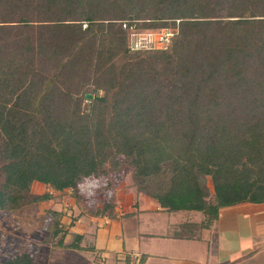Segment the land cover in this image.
Instances as JSON below:
<instances>
[{
    "label": "trees",
    "instance_id": "16d2710c",
    "mask_svg": "<svg viewBox=\"0 0 264 264\" xmlns=\"http://www.w3.org/2000/svg\"><path fill=\"white\" fill-rule=\"evenodd\" d=\"M177 18L167 48H130L132 25ZM125 162L161 208L203 214L177 237H198L223 206L264 201V0H0V210L71 190L116 217Z\"/></svg>",
    "mask_w": 264,
    "mask_h": 264
},
{
    "label": "rangeland",
    "instance_id": "374dc122",
    "mask_svg": "<svg viewBox=\"0 0 264 264\" xmlns=\"http://www.w3.org/2000/svg\"><path fill=\"white\" fill-rule=\"evenodd\" d=\"M87 105L88 103H86L88 108ZM95 182H97L96 185L83 186V191L87 197L90 196V199L99 184L98 180ZM104 182L106 181L104 180ZM210 184L212 185L211 181ZM112 188L117 209L124 208L125 210L126 208L129 210L131 206L147 204L142 201V197L147 194L138 188L133 166L127 162L123 164V178L113 182ZM46 189L47 186L41 181L33 183V193H43ZM97 197L96 206L103 205L104 192H99ZM155 201L150 197L148 205L156 203ZM87 202L86 199H77L71 190H67L62 193L57 192L50 200L28 202L15 210H0V262L9 257L27 253L32 259V263L28 264H124L120 262L123 255L109 258L102 249L94 247L95 241L98 240L96 226L101 215H93V210L88 207ZM50 209L51 212L48 211ZM58 211H63L61 221L63 226L68 229L63 243H60L59 240L61 233L55 236L52 232V223L57 218ZM195 214L196 211L192 210H176L171 214L161 211L160 219L154 226L147 225L143 216L125 214L122 220L127 252L133 255L138 250H150L155 245L159 248L158 250H166L167 244L173 240L151 238L146 233L154 230L153 228L168 230L175 222L176 226L171 230L173 232L187 219L186 216ZM170 215L172 219H169ZM77 233L83 234L79 241L80 246L69 245ZM155 261L156 264H164L162 258L158 256H153V260H149L147 264H154Z\"/></svg>",
    "mask_w": 264,
    "mask_h": 264
},
{
    "label": "crops",
    "instance_id": "0c3cea01",
    "mask_svg": "<svg viewBox=\"0 0 264 264\" xmlns=\"http://www.w3.org/2000/svg\"><path fill=\"white\" fill-rule=\"evenodd\" d=\"M142 201L147 204L131 206L129 210L116 208V217L101 215L98 227L96 226L98 240L94 247L102 249L109 258L123 255L120 262L124 264H147L149 260H153V256L162 258L164 264H264V201H243L221 207L218 219L210 227L201 229L195 238L174 236V231L171 230L176 226L175 222L168 230L153 228L154 230L146 233L148 237L173 241L167 244L166 250H158L156 245L150 250H138L128 262L127 256L130 253L127 252L124 240L123 216L128 213L133 216L138 214L143 216L147 225L154 226L160 219L161 211L172 213L161 208L156 201L148 205V195L142 197ZM185 218L200 221L203 214L196 211L195 215ZM169 219H172L171 215ZM143 253L148 256L144 262H140Z\"/></svg>",
    "mask_w": 264,
    "mask_h": 264
},
{
    "label": "built area",
    "instance_id": "2783aa9c",
    "mask_svg": "<svg viewBox=\"0 0 264 264\" xmlns=\"http://www.w3.org/2000/svg\"><path fill=\"white\" fill-rule=\"evenodd\" d=\"M179 21L177 18L174 25L156 28H139L136 24L132 25L129 35L130 48L136 50L167 48L172 37L179 32Z\"/></svg>",
    "mask_w": 264,
    "mask_h": 264
},
{
    "label": "water",
    "instance_id": "95a60500",
    "mask_svg": "<svg viewBox=\"0 0 264 264\" xmlns=\"http://www.w3.org/2000/svg\"><path fill=\"white\" fill-rule=\"evenodd\" d=\"M89 96H92V94H89Z\"/></svg>",
    "mask_w": 264,
    "mask_h": 264
}]
</instances>
